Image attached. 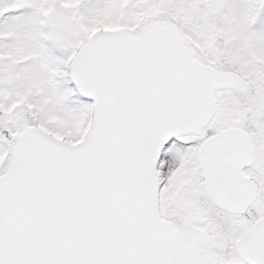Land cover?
Returning a JSON list of instances; mask_svg holds the SVG:
<instances>
[{"label":"snow or ice","instance_id":"6c2138e0","mask_svg":"<svg viewBox=\"0 0 264 264\" xmlns=\"http://www.w3.org/2000/svg\"><path fill=\"white\" fill-rule=\"evenodd\" d=\"M0 264H264V0H0Z\"/></svg>","mask_w":264,"mask_h":264}]
</instances>
